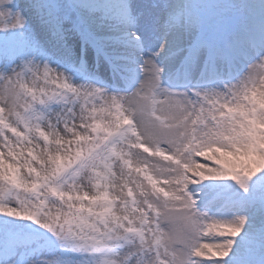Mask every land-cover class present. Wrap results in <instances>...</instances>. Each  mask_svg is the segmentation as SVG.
<instances>
[{
    "label": "snow or ice",
    "instance_id": "snow-or-ice-1",
    "mask_svg": "<svg viewBox=\"0 0 264 264\" xmlns=\"http://www.w3.org/2000/svg\"><path fill=\"white\" fill-rule=\"evenodd\" d=\"M0 264H264V0H0Z\"/></svg>",
    "mask_w": 264,
    "mask_h": 264
}]
</instances>
